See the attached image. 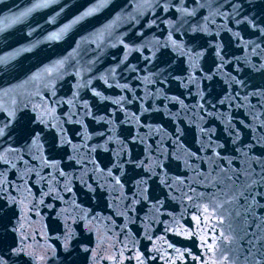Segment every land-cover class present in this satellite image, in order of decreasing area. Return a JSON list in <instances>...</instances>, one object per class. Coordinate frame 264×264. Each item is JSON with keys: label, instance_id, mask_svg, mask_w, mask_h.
Masks as SVG:
<instances>
[{"label": "water", "instance_id": "95a60500", "mask_svg": "<svg viewBox=\"0 0 264 264\" xmlns=\"http://www.w3.org/2000/svg\"><path fill=\"white\" fill-rule=\"evenodd\" d=\"M0 21V264H264V0Z\"/></svg>", "mask_w": 264, "mask_h": 264}, {"label": "snow or ice", "instance_id": "6c2138e0", "mask_svg": "<svg viewBox=\"0 0 264 264\" xmlns=\"http://www.w3.org/2000/svg\"><path fill=\"white\" fill-rule=\"evenodd\" d=\"M13 23L15 22V21H12ZM4 24V21H0V25H3ZM5 26H7V25H5ZM0 30H3L2 28H0Z\"/></svg>", "mask_w": 264, "mask_h": 264}]
</instances>
